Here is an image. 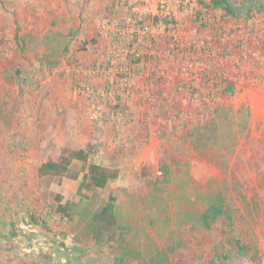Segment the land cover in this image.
<instances>
[{
	"label": "rangeland",
	"instance_id": "374dc122",
	"mask_svg": "<svg viewBox=\"0 0 264 264\" xmlns=\"http://www.w3.org/2000/svg\"><path fill=\"white\" fill-rule=\"evenodd\" d=\"M230 1L239 17L211 0H0V234L2 217L34 213L43 239L77 245L76 264H264V111L250 91L264 88V0ZM74 148L118 178L85 193L80 178L37 177ZM110 195L99 218L116 224L95 243ZM58 256L0 245V264Z\"/></svg>",
	"mask_w": 264,
	"mask_h": 264
},
{
	"label": "trees",
	"instance_id": "16d2710c",
	"mask_svg": "<svg viewBox=\"0 0 264 264\" xmlns=\"http://www.w3.org/2000/svg\"><path fill=\"white\" fill-rule=\"evenodd\" d=\"M213 8H220L224 14L231 17H239L241 14V7L237 6L230 0H211ZM164 22L159 21L158 24L162 25ZM36 175L39 179L42 178H63L78 180V188L82 192H90L97 189H104L107 185L116 180L119 176V170L114 167L100 165L95 162L89 161V155L83 148L66 149L57 158L48 157L42 160L36 168ZM264 191V188H263ZM57 204L55 206L56 212L61 216L70 218L68 212V203H62L60 196L56 195ZM115 207V197L110 195L107 202L103 205L101 210L94 215L93 218L95 229L93 231V239L95 243H100V233L103 227H108L109 224H116V218H99L112 214ZM46 214L50 215L48 210ZM43 216L34 215L29 213L27 217L16 223L12 219L6 220L4 217L1 223L11 226V231L8 234H0V245L5 240H11L13 245H18L25 249L27 253L31 250L38 251L44 257H54L63 253L59 257L60 264H76V258L79 256V248L72 240L66 238L62 233H57L50 240L43 239L41 231L43 230L46 235L51 233L50 229L46 226ZM233 244V251L240 255L247 256L250 247L242 240H231ZM59 251V252H57ZM60 253V254H59ZM230 256L225 255L224 258L228 259ZM80 258V257H79ZM58 261V260H57ZM222 263V260H220Z\"/></svg>",
	"mask_w": 264,
	"mask_h": 264
},
{
	"label": "crops",
	"instance_id": "0c3cea01",
	"mask_svg": "<svg viewBox=\"0 0 264 264\" xmlns=\"http://www.w3.org/2000/svg\"><path fill=\"white\" fill-rule=\"evenodd\" d=\"M250 91L251 92L256 91L255 94L257 95V103L255 104L258 105L259 110L264 111V88L263 87L251 88Z\"/></svg>",
	"mask_w": 264,
	"mask_h": 264
}]
</instances>
